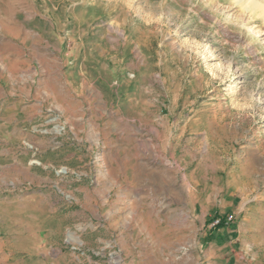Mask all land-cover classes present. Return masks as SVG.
Masks as SVG:
<instances>
[{
  "label": "rangeland",
  "instance_id": "obj_1",
  "mask_svg": "<svg viewBox=\"0 0 264 264\" xmlns=\"http://www.w3.org/2000/svg\"><path fill=\"white\" fill-rule=\"evenodd\" d=\"M244 1L0 0L24 47L0 46V264H264V15ZM151 174L173 188L135 214Z\"/></svg>",
  "mask_w": 264,
  "mask_h": 264
},
{
  "label": "crops",
  "instance_id": "obj_2",
  "mask_svg": "<svg viewBox=\"0 0 264 264\" xmlns=\"http://www.w3.org/2000/svg\"><path fill=\"white\" fill-rule=\"evenodd\" d=\"M6 21H4L7 25H10L11 23L5 19ZM15 27V26H14ZM20 31V35L18 36V38H22L23 34H26L27 31L25 30V28L19 27L17 28ZM13 37V38H12ZM17 40H15L14 36H6V35H0V46L2 45V43H4L7 47H9V49L7 50L8 52H10L9 50L12 51V55L15 53V50L19 49L22 50L23 45L21 44V41L18 40L17 43L15 42ZM6 52V53H8ZM2 54V53H1ZM0 54V55H1ZM23 58L22 55H19L18 60L21 61ZM4 67V65L1 63V68ZM143 177V176H142ZM161 179L155 178L154 174H151L150 176H148L147 178H143L142 182H138L136 186H133V188L128 187L127 191L130 192L131 196L130 197V202L132 201V198L134 199V204H133V209H135V214H138L140 212V210L145 209L146 208V203H147V207H149V203H153L158 204L159 199L158 197H155L156 194L159 193L161 188L165 187V190L167 188V186L169 187V185L171 183L168 182V184L160 182ZM170 188H173V184L170 185ZM170 197L174 195V191L170 190ZM169 194V193H168ZM171 197V200H173V198ZM156 198V199H155ZM170 200V199H169ZM174 203V202H172ZM131 205V204H130ZM172 205V204H170ZM169 205V207H170ZM225 232H223L224 234Z\"/></svg>",
  "mask_w": 264,
  "mask_h": 264
},
{
  "label": "built area",
  "instance_id": "obj_3",
  "mask_svg": "<svg viewBox=\"0 0 264 264\" xmlns=\"http://www.w3.org/2000/svg\"><path fill=\"white\" fill-rule=\"evenodd\" d=\"M232 221H233L232 216L223 217V218L218 217L212 222V228H217L220 226H228L231 224Z\"/></svg>",
  "mask_w": 264,
  "mask_h": 264
},
{
  "label": "bare ground",
  "instance_id": "obj_4",
  "mask_svg": "<svg viewBox=\"0 0 264 264\" xmlns=\"http://www.w3.org/2000/svg\"><path fill=\"white\" fill-rule=\"evenodd\" d=\"M244 1V0H243ZM251 5L253 6L254 10L253 12H259L260 15L263 14L264 15V0L263 1H258V0H251ZM245 2V1H244ZM248 3V1H247ZM250 3V0H249ZM247 5V4H246ZM250 4H248L249 6ZM264 18V17H263Z\"/></svg>",
  "mask_w": 264,
  "mask_h": 264
},
{
  "label": "trees",
  "instance_id": "obj_5",
  "mask_svg": "<svg viewBox=\"0 0 264 264\" xmlns=\"http://www.w3.org/2000/svg\"><path fill=\"white\" fill-rule=\"evenodd\" d=\"M222 227V226H221Z\"/></svg>",
  "mask_w": 264,
  "mask_h": 264
}]
</instances>
